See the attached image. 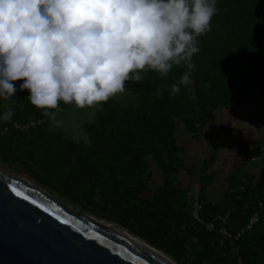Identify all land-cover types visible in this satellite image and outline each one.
Instances as JSON below:
<instances>
[{
  "label": "trees",
  "instance_id": "obj_1",
  "mask_svg": "<svg viewBox=\"0 0 264 264\" xmlns=\"http://www.w3.org/2000/svg\"><path fill=\"white\" fill-rule=\"evenodd\" d=\"M216 7L211 30L197 38L192 83L169 95L182 66L166 77L149 70L139 83L126 81L136 101L103 102L94 121L82 125L87 142L46 129L47 117L16 81V96L8 101L14 115L0 121V158L177 264H188L190 255L193 264H264V142L227 174L217 202L210 189L220 145L210 158L189 165L178 142L179 127L198 140L218 109L241 107L257 93L264 121V0H216ZM155 169L158 185L150 188ZM196 188L202 223L193 218ZM256 213L258 222L245 229ZM208 223L216 231L205 230ZM221 227L234 235L245 231L227 240Z\"/></svg>",
  "mask_w": 264,
  "mask_h": 264
},
{
  "label": "clouds",
  "instance_id": "obj_2",
  "mask_svg": "<svg viewBox=\"0 0 264 264\" xmlns=\"http://www.w3.org/2000/svg\"><path fill=\"white\" fill-rule=\"evenodd\" d=\"M217 11L216 0H0V99L11 101L22 81L19 90L59 126L61 102L98 106L128 80L182 66L169 86L175 95L192 83L197 38ZM13 115L6 108L0 121Z\"/></svg>",
  "mask_w": 264,
  "mask_h": 264
},
{
  "label": "water",
  "instance_id": "obj_3",
  "mask_svg": "<svg viewBox=\"0 0 264 264\" xmlns=\"http://www.w3.org/2000/svg\"><path fill=\"white\" fill-rule=\"evenodd\" d=\"M104 222L0 169V264H177Z\"/></svg>",
  "mask_w": 264,
  "mask_h": 264
},
{
  "label": "crops",
  "instance_id": "obj_4",
  "mask_svg": "<svg viewBox=\"0 0 264 264\" xmlns=\"http://www.w3.org/2000/svg\"><path fill=\"white\" fill-rule=\"evenodd\" d=\"M178 142L185 148L184 157L189 165L197 159L210 158L214 149L220 145L219 159L212 165L216 178L210 189V199L219 201L227 186V174L235 169L239 160H249L255 148L264 142V121L260 118L259 93L241 107L218 109L198 140L179 127ZM252 170L257 171L254 167ZM156 173L158 172L155 171V178ZM186 182L189 183L188 178ZM155 183L150 182L149 187L155 188L158 185Z\"/></svg>",
  "mask_w": 264,
  "mask_h": 264
},
{
  "label": "rangeland",
  "instance_id": "obj_5",
  "mask_svg": "<svg viewBox=\"0 0 264 264\" xmlns=\"http://www.w3.org/2000/svg\"><path fill=\"white\" fill-rule=\"evenodd\" d=\"M137 96L133 95L130 91L125 89L123 93L117 94L115 97H112L110 99H116L120 103H122L124 106H127L129 104H132L133 102L136 101ZM62 103V102H61ZM103 105V102L98 105V106H92V107H85L83 109L76 108L74 105H65L62 103V106H59V111L57 113V119L61 121V124L59 126H56L52 124L47 117L46 121V129L53 131V132H62L64 135H66L69 139L75 141V142H87L88 141V136L82 129V125L85 123H91L94 121L97 113L101 109ZM9 102L4 101L0 99V112H3L6 110V108H9ZM12 165V164H11ZM0 169L3 170L5 173H8L10 176H16V178H19L32 187L36 188L40 192L44 193L45 195L49 196L50 198L58 201L59 203L63 205H68L71 210L77 212L81 211L78 207L72 205L69 201L66 199L60 197L58 194H56L54 191L46 188L45 186L39 184L35 180L28 178V176L23 173L18 171V168L15 166H9L7 163H5L1 158H0ZM158 172V170H155ZM157 179V176L156 178ZM154 179V181H156ZM83 214H87L83 211H81ZM89 215V214H87ZM92 216V215H89ZM94 217V216H92ZM97 220H100L97 217H94ZM117 226V225H115Z\"/></svg>",
  "mask_w": 264,
  "mask_h": 264
},
{
  "label": "built area",
  "instance_id": "obj_6",
  "mask_svg": "<svg viewBox=\"0 0 264 264\" xmlns=\"http://www.w3.org/2000/svg\"><path fill=\"white\" fill-rule=\"evenodd\" d=\"M193 208H194V212H193V218H194V220L202 223V221H201V219L199 217V210H200L201 206H200V202L198 200V188L195 189V197H194ZM258 220H259V214L256 213L250 219V222L248 223V225L246 226L245 229H251L258 222ZM204 228L208 232H214V231H216V226L213 223L204 224ZM243 231H245V230H243ZM243 231H241V232H243ZM241 232L240 233H237L236 235H234L226 227H221L219 229V233L222 235V237L224 239H227V240H234V239L240 238Z\"/></svg>",
  "mask_w": 264,
  "mask_h": 264
},
{
  "label": "bare ground",
  "instance_id": "obj_7",
  "mask_svg": "<svg viewBox=\"0 0 264 264\" xmlns=\"http://www.w3.org/2000/svg\"><path fill=\"white\" fill-rule=\"evenodd\" d=\"M92 219H93V220H96V221H100V220H97L96 218H93V217H92ZM104 224H108L111 228H114V229L117 230L118 232H120V233L124 234L125 236L131 238L132 240L136 241V242L139 243L140 245L144 246V247L147 248L148 250H150V251H152L153 253H155L156 255L161 256L159 253H157V252L153 251L152 249H150L149 247H147L144 243L140 242L138 239L135 238V236L129 234L128 232H125V231L121 230L120 228H117L116 226L111 225L110 223H106V222H104Z\"/></svg>",
  "mask_w": 264,
  "mask_h": 264
}]
</instances>
